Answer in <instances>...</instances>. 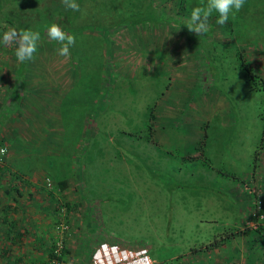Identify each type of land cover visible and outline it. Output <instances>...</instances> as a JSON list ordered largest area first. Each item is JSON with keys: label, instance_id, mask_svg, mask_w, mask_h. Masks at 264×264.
<instances>
[{"label": "rangeland", "instance_id": "rangeland-1", "mask_svg": "<svg viewBox=\"0 0 264 264\" xmlns=\"http://www.w3.org/2000/svg\"><path fill=\"white\" fill-rule=\"evenodd\" d=\"M126 2L83 0L80 11L88 19H74L92 26L87 34H101L96 38L104 62L100 70L71 66L68 57L57 54L56 41L40 38L34 59L25 62L23 81L29 88L19 101L8 94L18 62L15 45L0 41V137L5 143L2 138L16 136L5 143L0 162L7 169L22 167L37 187L43 186L49 158L77 177L78 182L67 178L62 190L71 203L65 214L68 230L60 234L65 246L60 264H78L79 257L80 264H88L102 240L145 246L160 264H196L202 242L223 230L221 208L237 200L232 220L240 224V196L247 198L250 174L263 184L264 0H245L223 26L213 12L208 32L200 36L185 22L202 0ZM63 17L52 12L50 23L62 27ZM74 45L84 50L74 52L76 62L88 61L94 47L77 38ZM31 87L43 93L55 88L63 97L55 129L39 111L48 96L38 91L32 96ZM7 94L16 101L8 102ZM87 117L99 121L92 128L99 130L96 137H88ZM60 146L58 155L49 152ZM258 182L253 188L264 205ZM17 199L14 227L28 220L41 224L45 248L59 235L53 201L40 190ZM251 210L250 205V215ZM262 223L249 225L264 229ZM3 234L0 264L23 243L6 241L4 254ZM259 236L251 241L253 255V248L264 246V233Z\"/></svg>", "mask_w": 264, "mask_h": 264}, {"label": "crops", "instance_id": "crops-1", "mask_svg": "<svg viewBox=\"0 0 264 264\" xmlns=\"http://www.w3.org/2000/svg\"><path fill=\"white\" fill-rule=\"evenodd\" d=\"M29 88V87H28ZM28 88H23L22 91L20 89V92L18 94V96L23 97L24 95V91H27ZM49 89V88H47ZM30 90V94L32 96L36 95L33 93H36V91H38L37 94L39 95H46V97L48 96V100L44 102L40 103V107H39V111L42 114V116L44 117L45 120H50L52 119V125L53 127L55 126H59V114L58 112V108L60 105L59 102V98L60 95L58 93L57 89H53V90H48V92L43 93L41 91V88L39 87H31ZM53 91V92H52ZM10 91H8L9 94ZM52 92V93H51ZM50 93V94H49ZM7 94V98L9 99L8 102H11V97H9V95ZM30 95V96H31ZM29 96V97H30ZM45 98V97H43ZM13 101H16V99H13ZM38 101V100H37ZM35 104V103H34ZM39 104V101H38ZM10 105V104H9ZM36 106H38L36 104ZM86 111V110H85ZM91 112V111H90ZM93 112V111H92ZM89 113V112H88ZM88 116V114H87ZM58 117V118H56ZM88 120L89 117H87ZM91 124L89 125V127H86L87 131H88V137H96L97 133H99V130H93L96 129V124L99 123V121H93L90 120ZM89 121V122H90ZM51 125V126H52ZM93 128V129H92ZM53 136V134L51 135V137ZM15 138V136L13 135L12 137H6L3 138L5 141V143H7L8 145V141H12ZM1 140V137H0ZM49 141V140H48ZM57 146V145H56ZM56 151V149H50L49 152L54 153ZM9 170H13L12 168ZM22 179L26 178L25 181L26 183H24L21 179H13V177H8L7 175H4L2 177H0V203H11V201H18V197L21 195H25V196H32L33 193L36 190H40L43 191L42 189L38 188L36 185V182L29 176V177H21ZM73 180L72 177H70L68 180ZM249 183H245L244 189H246V193H247V198H243V194H241L240 199H241V203H240V207L242 209L239 210V214L240 216H242V220L239 219L240 224L236 225L237 223H235L232 220V214L237 213V200L234 202H229L226 203L225 206L223 208H221L222 211L226 212V215L223 217L222 221H221V226H223V230L219 231V235L214 237L212 242H210L211 240L208 239L207 241H203L202 244L200 245V248L202 250V256H199L198 259H196V264H264V246L263 248L261 247V244H258L259 247L261 248H253L254 250L257 249V254L255 253L253 255L252 251V247H251V241H256L257 238H259L260 233H264V229H261V231L259 230L258 233V237H256V229L252 228L249 225V220L252 219L250 216V205H251V191L254 187V184L257 181L259 185L262 184L261 180H257L256 178H252V175L250 174V177L248 178ZM17 185H19V189L18 191L20 192V194H17L16 191L14 189H8L7 186L10 185H14V183ZM68 182V181H67ZM236 186V184L234 185ZM263 186V188H262ZM262 186H260V190L263 191L264 189V180H263V184ZM13 188V186H12ZM251 188V189H250ZM231 190L233 191L232 195L236 196L237 193H235L234 191L236 190V187L234 189L231 188ZM259 190V189H258ZM249 194V195H248ZM251 199V200H250ZM231 200V199H229ZM262 200V199H261ZM262 210L264 209V205L262 203ZM241 212V213H240ZM12 211H9V213H6L5 210H0V214H3L4 217L7 219L6 221H2L0 222V231L1 233L6 234L7 231L10 229L9 226L13 223L12 220L10 221L9 218H13L12 216ZM26 213V212H25ZM34 213V214H33ZM32 215L30 217L34 218V215L36 214L35 212H33ZM22 214V212L20 213ZM23 215H28V214H24ZM37 215V214H36ZM26 217V216H25ZM26 220H28V218L26 217ZM232 220V221H229ZM21 222V221H20ZM23 223V224H21ZM18 223L17 225H15V229H19L22 231V235L23 232L24 235L22 236L21 241L23 243H21L19 246H16L15 249V254H13L12 256H6L4 259H2V262L5 264H41L42 262H44V255L43 254V250H41V248H44V245L41 243V241L43 240V238H41V235H45L46 234L44 232V227H41V224L39 225L38 223H34L31 220L28 221H24ZM14 224V223H13ZM264 225V224H263ZM36 234H38L36 236ZM4 242L3 244L7 241L8 239H6V237L4 236ZM251 238H253L251 240ZM10 241V240H9ZM20 241V240H19ZM229 241H231L229 243ZM8 245L5 243L4 247L6 248ZM3 247V248H4ZM46 249V248H44ZM93 249V248H92ZM213 252V256H209V254L207 252L209 251ZM231 250L234 252L232 253V255H230ZM45 251V250H44ZM36 255H33V254ZM252 253V255H251ZM5 254V253H4ZM41 254V255H40ZM252 257V258H250ZM77 262L78 264H80V259L81 257L77 258ZM259 260V261H258ZM89 261V260H88Z\"/></svg>", "mask_w": 264, "mask_h": 264}, {"label": "trees", "instance_id": "trees-1", "mask_svg": "<svg viewBox=\"0 0 264 264\" xmlns=\"http://www.w3.org/2000/svg\"><path fill=\"white\" fill-rule=\"evenodd\" d=\"M82 1L83 0H76V2L80 5V9L82 8L81 7ZM111 1H112V3H120L123 0H111ZM126 1H131V2L133 1L134 2L135 0H125V2ZM131 2H126V3H131ZM52 12H56L57 16H60V17L64 16L63 22L64 21L67 22V24H65L61 27L64 31H66L67 33H69L73 36L75 33H77L78 35H75L74 37L79 39L81 43L87 44L88 46H90V49L92 47H94V49H91V53H90L91 55L89 54L90 56H89L88 61L76 62L77 61L76 59L78 56L74 55V52H77L80 54L84 50L77 47L76 45L71 46L70 47V56L68 57L69 63L71 64V66H75V64H76V65H81L82 68H88L91 65V66H98V69L100 70V68H102L104 66V62H103L102 54H100L99 52L97 53L99 45L97 44L98 41L96 38L100 39L101 34H98V33H96L95 35H90V33L87 34L88 31L91 30L90 28H92V26L85 24V23L83 24L82 22L78 23V24L73 23L74 19H76V18L77 19L87 18L86 17L87 14L84 13L83 11L74 12L71 9H66L65 6L61 3V0H0V41H2L3 33L5 31H7L9 27L14 28L17 31L29 30V29L33 30V31H38L40 33V38H44V37L48 36L47 35V27L50 24L49 18L51 16ZM31 22L33 24H31ZM87 25L89 28L86 27ZM78 29H80L81 32H79ZM85 35H87V37H85ZM96 47H97V49H96ZM85 54H87V53H85ZM24 65H25V62L21 63L18 61L17 65L14 67L15 75L13 76V78H12L13 81L11 82V84L9 86L10 96H14V94L18 95L20 92V89L22 91V89L25 88V84H24L25 81H23L24 72H25V66ZM248 72L251 75H253V73L251 71H248ZM101 80H104V78L101 77L99 79V82ZM65 88H67V87H64V89ZM60 92H61V89H60ZM20 96L16 97L18 99V101L21 100ZM62 99H63V97L61 96L59 98V102H60L59 107L61 106ZM11 103H13V98H12ZM56 118H58V117H56ZM61 120H62V117L59 118V124H60ZM43 121L44 122L45 121L50 122L51 123L50 126L52 125V119L45 120L43 117ZM52 129H55V127L52 126ZM263 131H264V129H263ZM53 133H54L53 130H51L50 134H48V138L51 137V135ZM49 141H51V143H53V144H56L55 140H54V142L52 140H49ZM0 144L5 145V148L7 149L6 144L3 143L2 140H0ZM61 146L56 147V151L54 153H51V154H53L54 156L58 155L60 153L59 151L61 150ZM77 147H78V145H77ZM73 149L75 150L76 147H74ZM4 154L0 155V160ZM49 159L47 162L44 163L43 171L45 172L46 175L42 178V185L43 186H41V187L38 186V188L44 190V192L46 194H48V196L51 198V200L54 203V209L53 210L56 213L54 225L59 221H64V222L68 223L67 218L65 217V214L67 213L66 209L69 208V205L71 202L69 200L64 199V195L62 193V190L67 185V181H68L67 178L69 179V177L71 176L72 178H74L73 181L77 180V182H78V179H77V177H74L75 174L72 173V170H69V168H67L65 166V172H62V166L60 164L55 163L52 160V158H51V160H49ZM45 164H47V165H45ZM67 164H68V161L65 163V165H67ZM16 169H19V170H15V169L9 170L2 165V162H0V177L4 176L2 174H5L8 177H13V179H15V180L21 179L24 183H26V181H25L26 178L22 179L21 177L22 176L23 177H29L28 175H26L29 172H23L22 170H20L23 168L18 167L17 165H16ZM45 177H48L51 180V186L49 188L46 187L44 184V178ZM12 186H13V188H12ZM7 187H8V189H14L17 194H20V192L18 191L19 185H17V182H16V184L14 183V185L12 184V185L7 186ZM17 202L14 199V201H11V203H5V202L0 203V210H5L6 213H9V211L13 212L16 210V208L19 207ZM63 206H64V208H63ZM61 210H62V212L60 213ZM250 216H251V218H254L252 215H250ZM60 217H63V218H60ZM6 220L7 219L4 217V215L0 214V222L6 221ZM9 220L11 221L12 218H9ZM261 220L263 221V223H262V225H263L264 224V217ZM13 223L9 226L10 229L7 231V233L3 234V235L6 237V239L10 240V242H14V244H15V242H17L19 240V238H21L23 235H22L21 230H19V229L16 230L14 228ZM260 227L261 226H259L256 230L261 229ZM262 227H264V226H262ZM65 233L63 234V237H64ZM47 242H48V240L46 241V244H47ZM210 242H212V240ZM53 246H54L53 241L49 240V244H48V246H46L47 248L45 247L47 249L46 262H47L48 258L53 255V253H52ZM1 252L2 253L6 252L5 247L3 250H1ZM64 252H65V246H64V240H63V246L61 248L60 254L58 255V258L60 260L64 259V257H63ZM42 264H46V263L42 262Z\"/></svg>", "mask_w": 264, "mask_h": 264}, {"label": "clouds", "instance_id": "clouds-1", "mask_svg": "<svg viewBox=\"0 0 264 264\" xmlns=\"http://www.w3.org/2000/svg\"><path fill=\"white\" fill-rule=\"evenodd\" d=\"M66 9L74 12L80 11V5L76 0H61ZM245 0H202L200 6L193 7L186 19L185 27L190 33L197 36L206 34L209 30L208 21L213 12L218 13L216 23L223 26L229 18V14H235L242 10ZM48 37L59 44L57 54L62 57L70 56V47L75 44V37L64 31L57 23H50L47 27ZM40 33L33 30L17 31L9 28L2 35L4 44L15 45V55L19 62L31 61L37 52ZM7 152L6 148H0V155Z\"/></svg>", "mask_w": 264, "mask_h": 264}, {"label": "built area", "instance_id": "built-area-1", "mask_svg": "<svg viewBox=\"0 0 264 264\" xmlns=\"http://www.w3.org/2000/svg\"><path fill=\"white\" fill-rule=\"evenodd\" d=\"M0 148H5V145L0 144ZM46 187L51 186V180L48 177L44 178ZM253 198L251 200V215L254 217L249 220V224L255 226L256 221L264 217L262 210V201L260 199L259 190L252 189ZM68 224L64 221H59L54 225V229L59 235L53 240V255L48 258L47 264H60L58 258L63 246V232L67 231ZM88 264H160L154 258L150 257L145 246H125L117 242L102 240L98 242L91 250ZM238 264V263H236Z\"/></svg>", "mask_w": 264, "mask_h": 264}]
</instances>
